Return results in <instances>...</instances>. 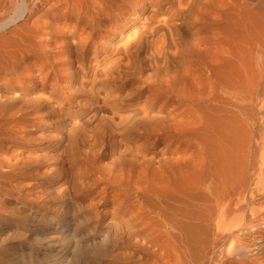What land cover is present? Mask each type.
I'll return each instance as SVG.
<instances>
[{"label":"bare ground","instance_id":"obj_1","mask_svg":"<svg viewBox=\"0 0 264 264\" xmlns=\"http://www.w3.org/2000/svg\"><path fill=\"white\" fill-rule=\"evenodd\" d=\"M221 4L220 14L200 7L181 59L182 82L170 86L172 80H164L178 97L159 129L168 155L159 167L137 171L113 198L120 217L114 236L110 230L104 235L106 244L114 239L115 248L106 247L101 259L83 248L71 264H264V0ZM144 6L142 0H0V33L18 25L21 40L16 49L0 52V129L14 126L22 104L37 98L23 83L57 82L64 66L55 62L64 52L60 45L99 42L103 27L116 40L137 26V8ZM143 38L135 32L134 42L122 44L125 51ZM36 67L42 76L34 77ZM162 92L151 95L161 100ZM101 108H94V120Z\"/></svg>","mask_w":264,"mask_h":264},{"label":"rangeland","instance_id":"obj_2","mask_svg":"<svg viewBox=\"0 0 264 264\" xmlns=\"http://www.w3.org/2000/svg\"><path fill=\"white\" fill-rule=\"evenodd\" d=\"M142 1L145 6L137 8V26L124 30L114 42L103 27L100 43L60 45L64 52L55 62L64 66L55 75L56 83H44L41 92L37 91L41 78L23 83L24 91L34 88L31 94L37 98L25 107L22 104L23 113L14 126L0 129V206H6L0 210V264H71L83 248L93 249L101 259L106 247L115 248L114 239L106 244L104 235L110 230L114 236L120 217L113 198L137 171L159 167L168 155V140L159 129L167 120L171 101L178 97L170 94L164 80H172L170 86L182 82L181 59L186 40H191L198 24L200 7L220 14L225 0L214 4L210 0ZM9 28L0 33V52L12 51L21 43L18 25ZM135 32L144 38L128 53L124 46L134 42ZM42 71L36 67L34 77L42 76ZM158 89L163 91L161 100L151 95ZM18 91L13 95L20 96ZM105 93L108 96L103 97ZM97 105L102 108L94 120ZM87 115L93 120H84Z\"/></svg>","mask_w":264,"mask_h":264}]
</instances>
